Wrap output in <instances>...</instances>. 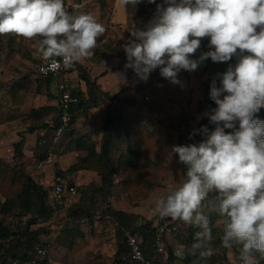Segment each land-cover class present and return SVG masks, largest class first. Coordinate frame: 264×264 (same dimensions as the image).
<instances>
[{"label":"rangeland","instance_id":"1","mask_svg":"<svg viewBox=\"0 0 264 264\" xmlns=\"http://www.w3.org/2000/svg\"><path fill=\"white\" fill-rule=\"evenodd\" d=\"M70 1L81 6L79 12L92 14L105 27V33L98 38L93 55L73 65L72 69L77 70L75 79L79 83L83 72L89 73L88 68L92 63L106 57L126 61L123 47L131 39L132 24L140 28L146 26L156 9L155 4L148 3L137 6L129 4L126 10L115 9L119 0ZM115 12L118 14L114 19L116 23L110 25ZM121 17H125L124 22L118 24L117 20ZM208 45H201L195 54L196 59L202 52L209 50ZM42 60L35 41L11 34L0 35V218L14 230L26 228L30 220V215L23 216L24 210L15 201L26 179L31 177L45 188L51 187L52 183L47 179L44 168L35 164L38 160L37 139L40 129L34 133L30 131L35 126H41L31 114L32 110L42 107L55 110L45 97L51 94L50 84L37 74ZM235 63L236 57L227 63H214L209 58L194 72L182 70L179 79L183 87L161 77L159 68L150 73L146 82L140 81L132 69L128 70L131 78L128 88L132 91L129 99L132 103L119 101L117 109L109 108L112 114L117 113V110L121 113V120L115 130L119 138L114 142L112 152L111 166L114 171L110 192L102 188L101 171L97 164H87L91 168L82 169L79 174L67 172L72 164L57 165L61 171L66 170L64 175L68 182H75L74 178H78L75 183L79 197L75 199L76 202L74 200L76 205L73 203V206H81L85 210L82 218H87L86 214L93 217L109 212L116 218L121 230L111 231L100 223L95 227L93 223L75 222L69 210L53 211L49 219L39 218L29 228L39 233L37 237L40 245L48 247L45 259L49 264H114L116 252L124 238L122 228L132 231L139 222H155L161 218L154 210V198L166 197L187 179L186 165L179 163L178 157L170 149L173 145L190 143L189 134L204 117L205 85L216 79L219 86L217 74L225 72L229 64ZM79 67L82 68L81 73ZM256 114L264 117V107ZM214 127L212 124L211 130ZM225 131L228 133L233 130ZM17 143H21L23 155L15 158L14 146ZM131 147L141 150L138 164H127L129 159L126 156ZM213 193L218 196L215 191ZM6 201H13L14 204L10 205L11 212L3 216L1 210ZM218 209L219 206L211 203L207 197L197 210L207 219L212 233L211 241L197 238L196 234L202 228L195 223L196 213L193 214L192 223L164 217L178 223L182 240L180 244L177 235H174L168 245L183 246L182 250L186 253L189 250L183 240L192 238L196 242L200 241L202 248L207 247L218 256L213 264H241L242 242L232 239L228 247L218 245L225 234L227 220ZM120 214L122 219L119 218ZM254 254L255 250L251 253L255 258Z\"/></svg>","mask_w":264,"mask_h":264},{"label":"clouds","instance_id":"2","mask_svg":"<svg viewBox=\"0 0 264 264\" xmlns=\"http://www.w3.org/2000/svg\"><path fill=\"white\" fill-rule=\"evenodd\" d=\"M121 6L155 4L152 19L142 28L133 23L123 47L125 72L115 73L127 83L126 70L146 82L160 75L183 87L179 73L194 72L209 58L235 64L218 73L210 84L216 107L208 113L215 125L201 131L199 143L173 145L171 153L187 166V179L166 197H155V212L185 223L200 224L197 238L211 241L207 219L197 210L210 192L219 197V213L226 216L223 246L232 239L243 243L244 264H256L255 250L264 255V120L255 114L264 107V0H119ZM69 7L73 11H69ZM80 5L66 0H0V35L36 42L52 69L70 68L90 58L105 27ZM209 50L193 57L203 39ZM59 58V59H58ZM225 129L233 131L226 133ZM196 130L189 134L192 139ZM200 244L194 247H200ZM183 246L177 255L182 257ZM211 249L201 253L210 257Z\"/></svg>","mask_w":264,"mask_h":264},{"label":"trees","instance_id":"3","mask_svg":"<svg viewBox=\"0 0 264 264\" xmlns=\"http://www.w3.org/2000/svg\"><path fill=\"white\" fill-rule=\"evenodd\" d=\"M208 44H209V40L207 38L203 39L201 42V45H208ZM193 58L196 59L195 56ZM126 62L127 61L121 60V63L123 66L125 65ZM70 69L71 67L68 69V71ZM79 69L81 73L82 68L79 67ZM82 76L83 78L81 79V81L84 82L85 84V91H83L82 89L73 91L75 95L81 98V102L79 105L73 108L72 121L69 123L68 127L64 130L63 134L61 135L59 139V143L55 150L56 155H59L60 150L64 148L65 146L64 141L68 139L69 136L71 135L72 129L78 117L80 115L87 114L91 109L98 107V100H97L98 98L97 95L99 93L98 85L92 80L90 73L83 72ZM50 81L54 82L55 80L52 78H49L48 82ZM209 93H210V83H207L205 85V90H204V99L206 103L204 117L201 120V122L197 125V128L195 129L196 134L194 135L192 139H190L189 144L199 143L201 140L206 138V136L201 131H199L202 128L206 127L209 131H211L212 123L209 121L207 114L211 113V110L215 108V103L210 99ZM111 107L114 108L112 105ZM31 114L34 116L37 122L39 121L41 123V126H35L34 128H32L30 130L31 133L32 132L34 133L40 129L39 131H45V133L43 134L44 136L42 137H46L48 139V143L45 144L44 146H40L37 144L38 160L40 163H43L46 159L47 151L51 145L50 138L56 134L60 126L58 122L60 112L56 110L52 111L50 107H42L38 110L36 109L32 110ZM255 118L264 120V117L259 114H255ZM49 120L54 121V124L52 126L47 124V121ZM112 123L114 124L113 121ZM113 124H108L105 127L106 132L104 133V136H103V147H102L101 152L97 155L99 157L98 162H95L98 165V169H100L101 171L102 188L104 190H108L109 192L113 186V178H112L113 175L112 174L114 171V169L111 166V164H113V161H112V144H113V139H114V129H113L114 125ZM69 145L71 147H74L73 148L74 150L76 149L78 150V145L76 144L74 139L71 141ZM14 147L16 151L15 158L22 156L23 154L21 152L22 151L21 143L15 144ZM140 155H141V150L131 147L128 150V154L126 156V159L127 158L129 159V163L127 162V164H138ZM92 156H96V155L92 154ZM96 164H92V165H96ZM86 165H87L86 163L85 164H73L67 170V172L76 173L82 169L89 170L91 167L86 166ZM54 167H55V172H54L55 175H61L65 177L64 173H66V171L65 172L61 171L57 167V165H55ZM186 172H187V166L185 167V174ZM50 190H51V187L45 188L42 184H39L36 181H34L33 178L28 177L26 179V183L22 191L15 199V201H18L20 203L21 209L24 210L23 216L30 215L28 226L23 229L18 228V230H14L8 224H5L4 220L0 218V260L2 261V264H7V262L10 260L8 259V257L10 256H13L12 259L17 258L23 261L24 260L34 261V263L32 264H49L47 259H40L35 253L36 246H42V245H40L39 239L37 237L39 233L30 231L29 228H30V225L35 224L39 218L46 220V219H49V217H51V215L53 214V211H56L58 209L63 210L64 207L62 204L55 203L53 200H51L49 196ZM78 196H79V190H78ZM207 197L211 203L219 206L220 201H219V197L216 194H214L213 192H210ZM11 204H14V202L6 201L2 205L1 212L3 216L11 212V207H10ZM74 205L76 204L74 203ZM84 211L85 210L81 206H77V208H75V206H73L72 204L69 209V214L72 220H74L75 222H80L83 219H93L92 215H89V214H86L87 218H82ZM120 216L121 217L119 218L122 219L123 218L122 214H120ZM132 232L138 236V239L145 250L146 256L150 258H156V261H157L156 264H163L164 255H156L153 250V244L155 241V230L152 229V222H147V221L142 222V225L134 228ZM179 234H180V227L176 235L178 238V242L181 244L182 240L180 239ZM224 235L222 236V239L219 242L220 244H218L220 246L223 245L222 241H223ZM183 241H184V245L188 248L189 251L186 253L183 252V258H181L180 264H213L214 260L218 258V256L214 254H212L210 257L202 256L201 253L208 250V248L207 247L202 248V246L194 247V245L200 244V241L196 242L192 238H188L187 240L184 239ZM172 249H173V246L168 245L169 257H168L167 264L176 263L177 259L174 257L172 253ZM127 252H128V249L126 247L125 239L123 238V242L119 246L116 252L114 264H140L139 262L133 261L131 259L123 261V257L127 255ZM254 256H255V259L257 260V261L255 260L256 264H264V255H262L260 252L255 251Z\"/></svg>","mask_w":264,"mask_h":264},{"label":"crops","instance_id":"4","mask_svg":"<svg viewBox=\"0 0 264 264\" xmlns=\"http://www.w3.org/2000/svg\"><path fill=\"white\" fill-rule=\"evenodd\" d=\"M125 7L126 6H121V4L118 1L116 3L115 9H119V8L125 9ZM114 14H115V16H114L113 20H111L109 22L110 25H113L116 23L114 19L116 18V15H118V14H117V12H115ZM153 15L151 16V19H152ZM124 18L123 17L119 18V20H117V23L121 24L122 22H124ZM72 68H73V66L71 67V69L69 71H67L66 73H64L60 77V80H63L66 83H68L72 87L73 91L74 90L77 91V90H81V89L83 91H85L84 82L80 81V83H79V80L75 79V77H77V76H75L77 70L72 69ZM88 69H89V73L91 75L92 80L99 87V93L97 95L98 107L91 109L87 114L80 115L78 117V119H77V121H76V123L72 129L71 135L69 136L68 139H66L64 141V144H65L64 148H62L60 150V154L56 156V163L54 165L53 164H46V165L44 164L42 166L39 165L40 168L41 167L44 168V170L47 174V179L52 181L51 188H52L53 180H54V176H55V173H54L55 172V167H54L55 165H58V164H72L73 165V164H85V163L86 164H96L95 162H98L99 157L97 155L101 152L102 147H103V136H104V133L106 132L105 127L108 124H113L112 121L114 122V124H113L114 126L112 125L113 129H114V139H113V144H112V152H113L114 142H116L117 139L119 138L118 134L115 133V130L118 127L117 124H119V122L121 120V113H119L118 110H117V113H115V114L109 113V108L111 107L110 104L114 98L117 99L118 101H125L126 103L132 102L129 99L132 91L128 88L129 81L131 80L130 74L128 73V70H126V73H127L126 74V76H127V83L126 84H121L117 80L116 76L114 75L115 73H120V72L125 71L124 66L122 65L121 60L119 58H117V57H106L97 63H92V65L89 66ZM37 74H38V71H37ZM38 76H39V74H38ZM39 77L44 79V80H49V78H44L41 76H39ZM49 84H50L49 89H50L51 94H48L45 97L47 99V102H49V105L54 106L55 110L60 112V109L58 106V92H57V85H56L57 82L56 81H54V82L50 81ZM87 99H88V97H87ZM117 107H119V105ZM114 108L117 109L116 107H114ZM44 133H45V131H39L38 137L41 138L42 136H44L43 135ZM73 139L75 140L76 144L78 145V150L77 149L74 150L73 149L74 147H71L69 145ZM30 141H33V140H30ZM73 145H74V143H73ZM25 151H26V147H25ZM92 154H95L96 156H92ZM85 161H87V162H85ZM35 164H41V163L39 162V160H37V162L35 161ZM79 172H81V170L76 172V173L79 174ZM76 178H74V181L77 183L78 178L77 179ZM75 182H72V184L69 182V184L74 185L78 188V186ZM78 197L79 196L68 197L65 201V203L67 204V210L65 209L64 206H63L64 207L63 210L68 211L70 209V206L76 202L75 199ZM74 200H75V202H74ZM94 217L95 216H93V219H83L81 221V223L82 224H84V223L92 224L93 223L96 227V225H98L99 222H96ZM113 218L116 220L115 217H113ZM120 229H118V231ZM122 229H123L122 231L127 230L125 228H122ZM115 231H117V230H115Z\"/></svg>","mask_w":264,"mask_h":264},{"label":"built area","instance_id":"5","mask_svg":"<svg viewBox=\"0 0 264 264\" xmlns=\"http://www.w3.org/2000/svg\"><path fill=\"white\" fill-rule=\"evenodd\" d=\"M70 0L67 2L69 4ZM66 4V5H67ZM69 11L72 9L69 7ZM59 59V58H58ZM69 68L61 66L52 69L48 66V63L43 59L38 67V74L44 78H52L57 82V92H58V106L60 109V115L58 122L60 124L56 134L50 138V147L46 154V159L43 163L39 165L46 164H55L56 163V153L55 150L59 143V139L63 134L64 130L68 127L69 123L73 118V108L80 104L81 98L73 93L72 87L63 80H60V77L68 71ZM146 99L149 100V97ZM113 107H117L119 105V101L117 99H113L111 102ZM47 124L52 126L54 124L53 120L47 121ZM48 143V139L46 137H41L37 144L40 146H44ZM49 196L51 200L55 203L62 204L67 210V204L65 203L68 197L78 196V188L74 185L69 184V182L61 175H55L53 180L52 188L49 192ZM96 222H99L103 227L111 230H118L120 228L118 222L113 218L111 214L108 212L97 214L94 217ZM142 222H139L137 226H141ZM152 229L155 230V241L153 244V250L156 255H164L163 264L168 263V243L169 239L176 235L179 231V225L175 221L166 220L164 218H160L159 220L152 222ZM124 239L126 243V247L128 249L127 255L123 257V261L133 260L139 262L140 264H156V258L147 257L145 254V250L140 243L138 236L135 235L131 230H124ZM178 250V245H174L172 249V253L174 257L177 259L175 264H180L181 258L176 254ZM182 257H183V250ZM47 246H36L35 253L40 259H45L48 254ZM34 261L30 260H21V259H10L7 264H32ZM244 264V262H241Z\"/></svg>","mask_w":264,"mask_h":264}]
</instances>
